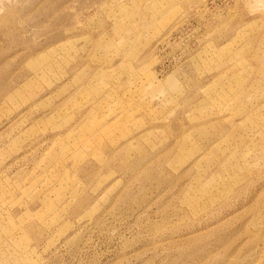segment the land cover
<instances>
[{
	"label": "rangeland",
	"instance_id": "1",
	"mask_svg": "<svg viewBox=\"0 0 264 264\" xmlns=\"http://www.w3.org/2000/svg\"><path fill=\"white\" fill-rule=\"evenodd\" d=\"M0 264H264V0H0Z\"/></svg>",
	"mask_w": 264,
	"mask_h": 264
}]
</instances>
